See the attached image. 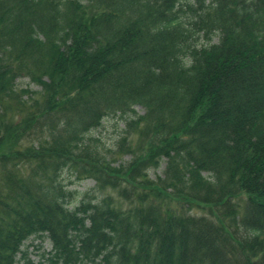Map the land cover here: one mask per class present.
Here are the masks:
<instances>
[{
  "label": "trees",
  "instance_id": "obj_1",
  "mask_svg": "<svg viewBox=\"0 0 264 264\" xmlns=\"http://www.w3.org/2000/svg\"><path fill=\"white\" fill-rule=\"evenodd\" d=\"M0 264H264V0H0Z\"/></svg>",
  "mask_w": 264,
  "mask_h": 264
},
{
  "label": "rangeland",
  "instance_id": "obj_2",
  "mask_svg": "<svg viewBox=\"0 0 264 264\" xmlns=\"http://www.w3.org/2000/svg\"><path fill=\"white\" fill-rule=\"evenodd\" d=\"M216 41L217 39H215L214 42ZM17 86L19 88L32 90L33 92L39 90L38 86L32 84L28 78L19 79L17 81ZM139 112L143 113L144 111L139 109ZM123 128L124 124L119 118H108L104 121L103 125L99 129L92 131L90 136L95 138V141H93L95 145H98L99 147L110 148L113 147L114 143L119 139ZM164 170L165 165L163 163L161 168L157 171V174L162 175ZM65 178L66 182H71L69 187L71 190H74L76 194L87 192L95 187V181L93 180L78 181L75 178H70V180L67 181L68 175H66ZM26 247L29 250L30 256L34 260H41L42 254L51 249L49 241L37 238L30 239L26 243Z\"/></svg>",
  "mask_w": 264,
  "mask_h": 264
}]
</instances>
